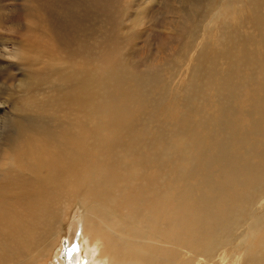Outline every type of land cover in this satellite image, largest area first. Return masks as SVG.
I'll return each mask as SVG.
<instances>
[{"label":"rangeland","instance_id":"obj_1","mask_svg":"<svg viewBox=\"0 0 264 264\" xmlns=\"http://www.w3.org/2000/svg\"><path fill=\"white\" fill-rule=\"evenodd\" d=\"M252 9L247 0H0V264H53V257L75 264L77 248L76 264H118L99 256L105 239L90 237L84 202L68 196L74 162L93 165L100 186L124 165V179L154 165L175 191L209 176L201 168L190 174L196 149L184 148L183 136L209 132L208 118H192L198 103L221 112L210 123L239 114L209 82L240 55L221 37L243 39ZM243 89L236 91L244 96ZM68 91L84 99L71 104L76 110L65 107ZM110 114L128 124L118 128V143L96 151L87 129ZM104 165L112 167L103 173ZM73 206L77 224L66 233L60 224ZM256 210L262 222L264 207Z\"/></svg>","mask_w":264,"mask_h":264},{"label":"bare ground","instance_id":"obj_2","mask_svg":"<svg viewBox=\"0 0 264 264\" xmlns=\"http://www.w3.org/2000/svg\"><path fill=\"white\" fill-rule=\"evenodd\" d=\"M247 1L253 9L243 18L248 30L244 38L238 40L232 32L221 37L230 42L233 51L239 50L240 55L227 59L225 74L212 71L209 82L215 85L214 97L217 99L223 92L229 94L239 107V114L228 118L225 125L216 120L210 123L209 119L221 112L212 108L208 112L198 103L192 118L197 122L208 118L209 132L201 139L183 136L184 148L196 149L190 174L201 168L209 176L189 180L184 190L175 191L174 182L161 171L156 175L154 165L149 164L151 169L132 168L130 179L123 178L124 165L114 175L107 174L108 180L100 186L93 165L74 162L70 170L73 186L68 196L84 202L90 237L92 234L100 239L101 235L105 239L100 257L118 260V264H131L126 263L130 259L139 264H264V220L258 221L260 214L256 210L264 207V0ZM242 69L246 70L244 77L240 74ZM255 72L260 76L256 77ZM78 81H83L82 76ZM113 84L118 87V82ZM242 85L244 96L236 91ZM113 93L112 101L118 103V89ZM64 95L63 100L70 104L66 108L74 109L71 104L80 105L84 100L74 91ZM203 95L200 92L197 98ZM2 116L6 117L4 112ZM127 124L118 123V114L106 115L101 126L87 129L94 140L93 148L103 151L113 147L118 143V128ZM171 142L175 145V140ZM187 156L191 153L187 152ZM106 165L102 167L103 173L112 167ZM146 169L150 171L145 173ZM88 192L90 195L85 196ZM76 209L75 206L69 210L60 224L66 233L75 230ZM81 253L82 248L74 251L75 264ZM53 259V264H64Z\"/></svg>","mask_w":264,"mask_h":264}]
</instances>
